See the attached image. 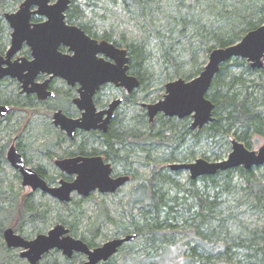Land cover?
<instances>
[{
    "label": "rangeland",
    "instance_id": "374dc122",
    "mask_svg": "<svg viewBox=\"0 0 264 264\" xmlns=\"http://www.w3.org/2000/svg\"><path fill=\"white\" fill-rule=\"evenodd\" d=\"M22 1L4 0V6L0 12L2 19L0 46L4 49L10 43L12 29L3 14L6 11H15ZM159 1L161 2L160 6L154 5L153 10H148L150 13L146 16L134 11V8H128L123 0H75L71 4V8L73 5L77 6L80 11L79 14L84 16L82 22L92 25L98 34L110 35L116 41L124 39L125 42H145L147 45L150 59H147L146 67L150 79L147 80L143 89L136 92L129 104H124L119 109L118 119L115 122L126 126L127 129L145 131L150 122L147 109L143 103H153L161 99L165 94L166 83L179 77L175 74L174 67L166 64L161 56L162 41L159 34L171 35L169 40L174 42L172 50L177 56V63L182 67V71L184 70V74L189 75L194 70L204 68L209 60L208 48L215 44L211 33L208 34L211 37H208L207 42L204 43L199 35H196L193 26L188 28L186 37L178 38V31L172 34L168 31L169 24H173V20L177 21L176 17L180 13L186 14V11L189 10L187 5H195L194 16H197L195 19L202 28L208 26L211 20L217 17L218 9L214 11L212 6L223 9L224 12H233V20L229 19L228 15L224 16V13L221 17L222 20L216 23L213 28H221L219 32L226 31L228 26L235 23L237 25L235 30L240 32L244 28V24L241 22V17L235 14L242 12L249 18L255 19V7H250V5L257 7L259 4L258 0H200L199 3L196 0H184L186 6L179 9L180 6L176 0ZM176 28H179V25ZM211 28L212 26L207 27L206 30ZM245 33L246 31L242 35ZM229 68L230 71L226 74L228 79L234 76L242 78V82L236 86L238 92L242 94L241 96L251 92L253 104L258 110L264 111V85H261L264 84V66L253 68L247 59L239 58L237 61L231 59ZM58 87L64 89L66 84L62 80H58ZM1 93L6 96L5 98L3 95V99L5 98L12 103L15 101L22 102L19 97L18 83L12 78L4 81ZM107 94L108 96L113 94L112 97H117L121 92L119 89H110ZM48 103L39 104L35 102L28 107L26 104H21L24 105L23 108L15 110L10 120L0 121V145L18 138L17 140L21 143L23 152L29 158L31 165H44L48 170V175L53 178L52 181L58 184L59 180L67 174L56 166L55 160L57 158L67 156L70 152H77L81 143L86 151L94 150V148L101 150V142L100 138L90 133H84L75 139H71L65 131L54 124L53 114L57 108V106H53L55 101ZM60 104H65V101H61ZM192 122V115L184 119L175 117L173 120L174 125L185 124L190 128ZM156 123L158 128L160 122ZM170 125V127L173 126ZM175 130H178V127ZM236 130L238 133L235 132ZM241 130L237 126L231 132L219 134L214 139L207 138L205 135L197 140L190 138L185 146L180 147L179 145L178 148H175L177 145L175 142L171 145L159 142L146 145L128 144L127 149L130 153L128 165L117 163L114 166L115 173L126 172L130 174V181L115 192L95 190L89 196H81L78 192H74L70 201H61L40 189L34 191L29 187H24L20 173L9 162L4 161L0 168V203L9 206L14 193H18L19 200L24 201L28 198L35 207H39L40 210H48L45 219H38L34 222L26 220L16 227L15 230L28 239H33L40 233H48L55 225L64 223L70 229L71 235L85 241H92L95 243L94 246H99L113 238L126 236L123 233L124 228L134 233L135 228L131 224L144 222L141 216L142 209H131V197L138 183L148 184L153 175L158 176L159 172L168 174L170 178L176 181L175 183L172 181L171 183H159V187L167 190L170 196L177 194L182 200L183 197L187 196L185 190L189 188L200 192L207 190L213 195L216 190H213L211 185L204 184L201 179L196 180V183L193 184L189 170H172L169 164L190 162L199 157L210 161L226 159L232 151L233 139H238L245 145L249 143V148L256 150L264 144V136L252 131L248 134V140H241L238 137ZM168 132L170 131L165 134H169ZM189 150L195 152V158L183 160ZM173 152H175L178 160H171ZM217 155L220 156L219 159ZM251 169L254 171V175L249 178L243 176L239 171L232 173L231 183L227 185L219 197L221 201L219 202L222 205L220 204L218 207L217 216L221 220L213 221L215 224L219 222L218 230L225 229V233L228 230L232 236H242L243 239H247L250 233L257 234L264 228V207L262 206L264 195L259 192L260 190L258 191V186L264 184V165L254 166ZM177 182L183 188L175 185ZM165 216L166 212L164 211L161 217ZM60 217L69 221L65 223ZM178 223H181V226L179 225L180 227L168 233L172 243L161 240L149 244L148 236L139 234L135 239L124 243L106 263L100 262L98 264H151V258L147 257V253L150 252L161 257L165 250H170V252L164 255L162 261L158 259L161 264H186V261L183 260V250L186 249L188 252L189 246H192L194 242L188 233L191 227L188 224L185 225L182 220H179ZM69 224H72V230ZM8 226L15 227L14 223L11 225L8 222L4 228ZM218 239L216 238V240ZM221 242L222 239H219L217 244ZM21 250V248L7 247L3 235L0 234V264H31L27 258L21 256ZM239 250L242 253L247 252L245 248ZM2 251L5 252V255L2 254ZM176 253L177 257H175ZM87 259L88 256L82 252H76L69 258L61 249H52L45 254L38 264H82ZM240 259L246 261L247 258L241 255Z\"/></svg>",
    "mask_w": 264,
    "mask_h": 264
},
{
    "label": "water",
    "instance_id": "95a60500",
    "mask_svg": "<svg viewBox=\"0 0 264 264\" xmlns=\"http://www.w3.org/2000/svg\"><path fill=\"white\" fill-rule=\"evenodd\" d=\"M49 1L25 0L17 12L5 13L14 31L7 58L4 60L0 55V78L12 75L22 79L23 76L26 78L25 85L33 83V87L28 88V91H35L34 78L40 71L62 76L71 84L81 81L87 87V91L81 94L82 99L79 100L86 101V104H79L80 108L84 109L83 116L73 119L59 111L55 115V123L68 130L72 136L77 127L88 130L100 126L106 129L117 104H111L108 110L96 112L92 96L99 85L106 81L126 85L129 90L139 86V79L126 73L129 61L126 56L127 50L117 48L108 41H102L95 45L97 47L92 53L89 52L90 50L84 45L87 44L84 41L87 36L83 31L76 26L67 25L64 21L63 12L71 0H58L54 4H48ZM34 4L39 5V8L31 11V6ZM33 13L46 14L49 19L34 24L32 28L30 19ZM25 40L31 45L35 57L32 60L23 57L21 61L11 62V57L22 47ZM62 41L77 46L74 56H67L58 51ZM99 51L114 57L117 63L109 65L97 60L96 53ZM119 54L121 57L118 56ZM233 57L247 59L253 68L264 66V23L247 31L235 43L214 48L208 62L197 76L188 80L178 78L169 81L166 84L167 93L164 99L148 104L151 120L158 112H164L166 115H177L180 118L192 115L194 118L192 128H201L213 121L215 104L206 95L221 65ZM3 62L9 63L8 66H2ZM25 70L28 72L24 73ZM52 94L53 92L48 91L47 94L40 93V97ZM6 111L7 107L0 105V114L3 115ZM105 113H108V116L104 119V123L99 125L98 121ZM232 145V151L226 159L210 161L199 157L190 162L172 163L170 167L174 170H189L191 178L197 179L203 175L216 174L218 171L238 166L251 169L254 166L264 165V144L256 150L247 147L238 139H233ZM8 158L20 169L24 185L32 186L33 190L40 189L61 201H70L74 191L83 196L90 195L96 189L100 192H114L130 179L128 175L112 177V165L106 163L101 155L77 156L56 161L62 170L69 174H77V177L73 181L62 179L60 184L55 186L49 184L35 169L26 166L23 156L15 146L10 148ZM3 237L7 247L21 248V256L27 258L31 264L39 263L52 249H61L69 258L75 252H82L88 256L82 264H98L108 261L124 243L135 239L137 233L113 238L94 247L83 239L70 235V229L63 223L55 225L48 233L38 234L33 239L24 237L14 227L8 226L3 230Z\"/></svg>",
    "mask_w": 264,
    "mask_h": 264
},
{
    "label": "trees",
    "instance_id": "16d2710c",
    "mask_svg": "<svg viewBox=\"0 0 264 264\" xmlns=\"http://www.w3.org/2000/svg\"><path fill=\"white\" fill-rule=\"evenodd\" d=\"M176 1L180 6L179 9L186 6L184 0ZM196 1L198 3L200 2V0ZM258 1L259 4L257 7L256 5H250V7H255V19L249 18L248 15L242 12L235 14L241 17V22L244 24V28L241 29L240 32L235 30L237 27L235 23L228 26V30L226 29V31L219 32L221 28H213L216 23L222 20L221 17L224 13V16L228 15L231 20H233L234 14L233 12H224L223 9L216 8V6H212V8L214 11L218 9L216 12L217 17L213 18L208 26H203L202 28L198 25V22L195 19L197 16H194V10H196L195 5H187L189 10L186 11V14L180 13L179 16L176 17L177 21L173 20V24H169L168 31H170L171 34L178 31V38L186 37L188 34V28L193 26V29L196 30V35L198 34L204 43L207 42L208 37H211L208 36V34L210 35L211 33L215 43L208 48V51L211 52L216 46H227L235 43L242 38V34L245 31L247 32L264 23V0ZM74 2L75 0H72V3ZM123 2L128 8H134V11H138V13L143 16L150 13L148 10H153L154 5L158 4V6H160L161 3L159 0H123ZM3 3L4 0H0V12L1 8L4 6ZM246 8L248 9L249 7ZM71 10L74 15H78L74 19H83L84 16H80V11L77 6L73 5ZM74 15L71 16L74 17ZM1 20L0 17V25ZM177 24L179 25V28H176L178 27ZM211 26V29L206 30L207 27L209 28ZM1 29L2 25L0 27V32ZM108 36L109 35H105V37ZM159 36L162 41L161 56L164 58L166 64H170L174 67L175 74L179 77L192 78L202 71L203 68H199L191 72L189 75L184 74V70L182 71V67L177 63V56L172 50L174 42L169 40L171 35L159 34ZM119 43L125 44L130 51L131 71L141 79L142 85L146 84L147 80L150 79L146 67V61L147 59H150L146 43L125 42L124 39H120ZM233 59L237 61L239 58L236 57L232 58V60ZM230 61L231 60L221 65L208 93V97H210L215 103V118L208 124V126L194 130L185 126V124L174 125V118H168L162 114H160L156 120V122H160L158 128L156 122L149 123L148 128L145 131L140 129H127L126 126L114 122L107 132L95 135L100 138V152L105 154L108 159L127 166L130 155L127 149L128 144L136 143L146 145L151 144L152 142H159L171 145L175 142L177 143L175 148H178L179 145L180 147L182 145L185 146L190 138L197 140L201 138L202 135H205L207 138L210 137L214 139V137L219 134H227L231 132L232 129L237 126L242 129L238 135L241 140H248V134L251 131L264 136V111L258 110L253 104L254 102L253 99H251V92H248L243 97L241 96L242 94L238 92L236 86L242 82L241 77L234 76L231 77V79L226 77V74L230 71ZM261 85L263 86L264 84ZM170 124L173 126L170 127ZM177 127L178 130H175ZM167 131H170L168 132L169 134H165ZM235 132L238 133L237 130ZM246 146L250 147L249 143H247ZM96 149L97 148H94L93 152L99 151ZM147 150L149 149L147 148ZM195 156V152L189 150L183 160H189V158L193 159ZM217 158L219 159L220 156L217 155ZM171 160H178L175 152H173ZM38 171L43 175L45 173L42 169H38ZM236 171H239L243 176L248 178L254 175L252 169L238 166L224 171H218L216 174L203 175L197 179H191L193 184L196 183V180L201 179L204 184L211 185L212 189L216 191L212 195L211 192H208L207 190L200 192L199 190H192L189 188L185 190L187 196L183 197L182 200L177 194L170 196L167 190H163L162 187H159V183L161 182H176L174 179L170 178L168 174L163 172H159L158 176L153 175L148 184L138 183L131 197L130 206L131 209H142L141 216L144 222L142 224H131V226L135 228L134 233H137V236L139 234L147 235L149 244L161 240L172 243L168 233L170 231L173 232L177 227H180L181 223L179 224L178 222L179 220H182V222H185V225L188 224L191 227L188 233L194 242L192 246H189L188 252L186 249L183 250V260L186 261V264H264V228L261 231H258L257 234L250 233V236L247 239H243L242 236H232L228 230L226 233L225 229L218 230V225H220L219 222H217V224L213 222L216 219L221 220V218H218L217 216L218 207L221 204L219 197L221 193L225 191L227 185L231 183V175ZM52 180L53 178H50V181ZM175 185L179 188H183L178 182ZM216 187L218 188L216 189ZM219 187L221 188L219 189ZM258 191L264 195V184L258 186ZM19 198V194L14 193V197L9 206L0 203L1 235H3L4 226H6L8 222H10L11 225L14 223V229H17L16 227L26 220L34 222L38 219L43 220L47 217L46 213L48 210H40L39 207H35L32 202H29L28 198L24 201L19 200ZM182 204L183 206H181ZM262 206L264 207V202H262ZM164 211L166 212V216L162 218L161 215ZM69 217L71 216L69 215ZM61 219H63L65 223L69 221L64 218ZM170 220H173V222L175 221L176 223L170 222ZM69 226L72 230V224H69ZM123 233L127 235L132 233V231L124 228ZM216 238L222 239V242L217 244L219 239L216 240ZM87 242L90 246L95 245L92 241ZM240 248H245L247 252H239ZM167 252H170V250H165L161 257L157 254L148 252L147 257L151 258V264H154L155 262L161 264V261ZM2 254L5 255V252L2 251ZM241 255H243L244 258H247L246 261L240 259ZM178 256H180V254H178ZM175 257H177V253L175 254ZM178 258L181 259V257ZM158 259H161V261L159 262Z\"/></svg>",
    "mask_w": 264,
    "mask_h": 264
},
{
    "label": "flooded vegetation",
    "instance_id": "af4514ba",
    "mask_svg": "<svg viewBox=\"0 0 264 264\" xmlns=\"http://www.w3.org/2000/svg\"><path fill=\"white\" fill-rule=\"evenodd\" d=\"M24 1L25 0H23L20 3L19 7L15 11H6L5 13H7V12H9V13L17 12L21 8V5H22V3ZM57 1L58 0H50L48 4H54ZM71 4H72V0L69 3V6L67 7V9H65V11L63 12L64 13V16H65L64 17V21L69 26H76V27H78L87 36V37L84 38V41L87 44H84V45L87 46L88 48L87 47H85V48L87 50H90L89 52L92 53L93 50H95V48L97 47L95 45L101 43L102 41H108V42L114 44L117 48L126 49L127 50L126 56L129 58V61L127 62L128 69L126 70V73L128 75H134V76H136L139 79V81H140L139 86L134 87L132 90H129V88L126 85L117 84L114 81H106L104 83H101L99 85V87L96 89V91L93 94V96H92V100H93L92 102H93L94 106L96 107V112H99V111H102V110H108L110 108L111 104H117L115 106L114 110H113V116L110 118V120L108 122V125H107V128L104 129V128H102V127L99 126L97 128H91V129H88L87 130V129H83V128L77 127L75 129V131H74V135L72 136L68 132V130L63 129L60 124H56L55 123V120H56L55 115H56L57 112L61 111V112H63L69 118H73V119L81 118L83 116L84 109H81L80 106H79V104H86V101H84V100L79 101V100L82 99L81 94L83 92H86L87 91L86 85L84 86L81 81H76L74 84H71V83L68 82L67 79H65L62 76H56L53 73H47L46 71L45 72L44 71H40L35 76V78H34V83L36 84L35 85V89H34L35 91H28V88L33 87V83H26L28 85H25L24 84V81H26V78H24L22 76V79H21L19 76L5 75L4 77L0 78V105L6 106L7 107V111L3 115L0 114V121L10 120L11 115L15 112V110H19V109L23 108L22 106H24V105H21V104H26V106L28 107V106L34 104L35 102H37L39 104H42V103L49 104L48 102L55 101V103L53 104V106H55V107L57 106V108L55 109L54 114H53L54 124L56 126H59L61 130L65 131L67 133V135L71 139H75L76 137H78L80 135H83L84 133H90V134H93V135H98L99 133H105V132L108 131V129L110 128V126L114 122H116V120L118 119L119 109L124 104H129V102H131V100H132L133 96L136 94V92L138 90H141V89L144 88V85L145 84L142 85L141 84V79L135 73H133L131 71V69H130L131 55H130V51L126 47V45L125 44H120L119 41L114 40L110 35L108 36L110 38H108V37H105V35H107V34H98L97 31H96V29L92 25H89L86 22L84 24V22H82L83 21L82 19L81 20H79V18L74 19L78 15H74L72 13ZM38 8H39V5L34 4V5L31 6V11H35ZM5 13L3 14L4 15V18L8 22V25L10 26V28L12 29V31H11V40H10V43L8 44V46L5 49L2 46H0V55L3 56L4 60L7 58V51L10 49V47L12 45V33L14 31L13 27L10 25V22L6 18ZM71 15H74V17H72ZM48 19H49V17L46 14L33 13L32 16H31V19H30V22L32 24L31 27L33 28L34 27V24H38V23L45 22ZM76 48H77L76 45L75 46H72V44L66 43L65 41H62L59 44V46H58V51H60L62 54L67 55V56H74L76 54V51H77ZM118 56L121 57L120 54ZM23 57H25V58H27L29 60H32L35 57L33 55V49L31 47V45L27 43V40H25L23 42L22 47L11 57L10 61L11 62H15L16 60H20L21 61V59ZM96 58H97V60L103 61V63L109 64V65L116 64L117 63V60L114 57H112V56H110L107 53H104L102 51H99L98 53H96ZM233 58H236V57H233ZM238 58H240V57H238ZM231 59H229V60H231ZM229 60H227V61H229ZM8 64L9 63L3 62L2 63V66L7 67ZM26 72H28V71L25 70L24 73H26ZM8 78H12V79L16 80V82L18 83V87H19V97H20V99H22V102L15 101V102L12 103L11 101L5 99L6 96H5L4 93H1L2 87L4 85V81L6 79H8ZM178 78H185V77H178ZM185 79L188 80V79H191V78H185ZM58 80H62L66 84V87L64 89H61V88L58 87ZM173 80H175V79H173ZM170 81H172V80H170ZM89 88L90 87H88V89ZM110 89H119L120 92H121V94L119 96H117V97H115V96L112 97L113 94H110L108 96L107 92ZM210 89H211V87H210ZM210 89H209V91H210ZM48 91L49 92H53V94L52 95H49L47 97H45L46 95L44 97H40V93L41 94H45V93L47 94ZM209 91H208V93H209ZM166 93H167V89H166V86H165V94L163 95V97L161 99H164ZM208 93L206 95L207 97H208ZM3 95L5 96L4 99L2 98ZM208 98H210V97H208ZM161 99H159V100H161ZM61 101H65V104H60ZM153 103H155V102H153ZM148 104H150V103H143V106L146 107V109H147L148 118H149V122L150 123H155L156 120H157V117L160 114H162V115H164V116H166L168 118H175V117L180 118L177 115L170 116V115H166L164 112H158L154 116V118L151 120ZM214 110H215V107L213 109V117H214ZM107 116H108V113H105L103 115V117H101V119L98 121V124L99 125H102L104 123V119H106ZM187 116H190V115H187ZM187 116H185V117H187ZM185 117L180 118V119H184ZM193 121H194V118H193ZM209 123L205 124L204 126L208 125ZM191 128H192V124H191ZM0 129H1V123H0ZM192 129L195 130V129H199V128H192ZM17 139L18 138H14L10 142L8 141V142L0 145V168L3 165L4 161L9 162L11 164V166L20 173V176L22 178V184H23L24 187H29V188L32 189V186H30V185H24V183H23V175H22L20 169L17 168V167H15L12 164L11 160L8 158V152H9V150H10V148L12 146H15L16 149H17V151L23 156L26 166L35 169L39 173V175L41 177H43L44 179H46L48 181V183L51 184V185L57 186V185L60 184V181L62 179H65V180H68V181H73L77 177V174H69L68 172L62 170L60 168V166L56 163L57 160L65 159V158H72V157H77V156H97V155H101L106 163H111L112 168H113V170L111 172V176L112 177H118V176L128 175V176H130V179L128 181L131 180V175L128 174V173H126V172L115 173V166H114V164H117L118 162H114V161L108 159L105 156V154H103V153L100 152V150L99 151H96V152H93V150L86 151L83 148V145L81 143L80 146H79V150L77 152H70L67 156H64V157L61 156V157H59V158H57L55 160L56 166L58 168H60V170L63 173H66L67 175H69V176L66 175L65 177L61 178L59 180V183L58 184H55L53 181H50V178L51 177L48 175V170H47V168L44 165H39V166L31 165V163L29 161V158L23 152V148L21 146V143ZM171 164H169V167H170ZM38 169H42L43 171H45L44 175L41 174L38 171ZM172 170H174V169H172ZM126 183H124V184H126ZM123 185H121L120 187H118L115 191H117ZM96 190H98V189H96ZM94 191H92V192H94ZM74 192H77V191H74ZM74 192H72V194ZM72 194H71V196H72ZM81 196H83V195H81ZM70 235H71V232H70ZM85 242H87V241H85ZM92 247H94V246H92Z\"/></svg>",
    "mask_w": 264,
    "mask_h": 264
},
{
    "label": "bare ground",
    "instance_id": "6f19581e",
    "mask_svg": "<svg viewBox=\"0 0 264 264\" xmlns=\"http://www.w3.org/2000/svg\"><path fill=\"white\" fill-rule=\"evenodd\" d=\"M220 47V46H219ZM216 48V47H215ZM211 53V52H210ZM106 262V261H105Z\"/></svg>",
    "mask_w": 264,
    "mask_h": 264
}]
</instances>
